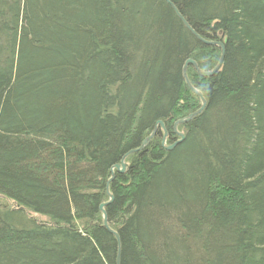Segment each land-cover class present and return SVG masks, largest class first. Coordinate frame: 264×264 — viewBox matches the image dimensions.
Returning <instances> with one entry per match:
<instances>
[{"label": "trees", "instance_id": "16d2710c", "mask_svg": "<svg viewBox=\"0 0 264 264\" xmlns=\"http://www.w3.org/2000/svg\"><path fill=\"white\" fill-rule=\"evenodd\" d=\"M264 264V0H0V264Z\"/></svg>", "mask_w": 264, "mask_h": 264}, {"label": "water", "instance_id": "95a60500", "mask_svg": "<svg viewBox=\"0 0 264 264\" xmlns=\"http://www.w3.org/2000/svg\"><path fill=\"white\" fill-rule=\"evenodd\" d=\"M169 1V0H167ZM175 8V6H174ZM175 11L177 13V15L179 16L180 20L182 21L183 25L185 27H187V29L192 33L193 36H195L197 39H199L201 41V43L207 47L211 46V47H218L219 49H221V59L220 61L218 62V64L213 68V70H210L209 72H206V71H203L202 69L199 68L198 64L192 60V59H189L187 60L186 64L184 65L183 67V76H184V79L187 83V86L188 88L191 89V91L200 99V102H201V107L199 110L193 112V113H190V115L186 118H183V119H180L179 121H177L173 126H174V132L176 134V136L179 138L176 142L172 143V144H167V141H168V133H167V130L163 124L162 121H158L157 124H156V128L154 129V131L147 137V139L143 142V144L137 148L136 150H133V151H130L129 153H127L123 158H122V162L121 164H117L115 165V167L111 170V173H112V178L108 181V187H107V193L108 195H110V191H109V185L110 183L115 179V175L116 173L114 172L115 170L119 173H126V168H127V163H126V159L130 156V155H133V154H136V152H139V151H144L145 148H147V146L150 144V142L154 139V137L156 136L157 134V131H158V127L161 126L163 129H164V136H163V139H162V147L167 151H173L177 146H179L186 138L185 134L183 132H180L179 131V127L181 125H185V124H188L190 123V121L194 120L196 117L200 116L201 113L204 111V109L206 108L207 106V102L202 94L201 91H197L191 81H189V78H188V75H187V69H188V66H192L193 69L196 70V72L203 78H210L212 76H214L216 73H218L219 71H221V66L223 64V61L225 59L224 55H225V50H226V46L225 44L227 43V39H224L223 42H217V41H212V40H205L204 38H202L201 36H199L193 29L192 27L187 23V21H185V19L183 18L182 15H180V13L178 12V10L175 8ZM114 200V197L112 195H110V201L105 203V204H102L101 207H100V210L101 212L103 213V217H104V228H107L108 231L114 235V237L117 239L118 241V255H117V264H121V261H120V256H121V243H120V239H119V235L118 233L114 232L108 225V217H107V213H106V210L105 208L111 204Z\"/></svg>", "mask_w": 264, "mask_h": 264}, {"label": "rangeland", "instance_id": "374dc122", "mask_svg": "<svg viewBox=\"0 0 264 264\" xmlns=\"http://www.w3.org/2000/svg\"><path fill=\"white\" fill-rule=\"evenodd\" d=\"M0 205H6V200L0 198Z\"/></svg>", "mask_w": 264, "mask_h": 264}]
</instances>
